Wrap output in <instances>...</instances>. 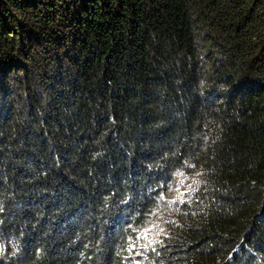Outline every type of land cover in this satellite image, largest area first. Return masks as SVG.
<instances>
[{
	"label": "trees",
	"instance_id": "obj_1",
	"mask_svg": "<svg viewBox=\"0 0 264 264\" xmlns=\"http://www.w3.org/2000/svg\"><path fill=\"white\" fill-rule=\"evenodd\" d=\"M0 264H264V0H0Z\"/></svg>",
	"mask_w": 264,
	"mask_h": 264
},
{
	"label": "rangeland",
	"instance_id": "obj_2",
	"mask_svg": "<svg viewBox=\"0 0 264 264\" xmlns=\"http://www.w3.org/2000/svg\"><path fill=\"white\" fill-rule=\"evenodd\" d=\"M184 180V179H183ZM190 180H191V177L190 178H187L186 180H185V182H183V183H181V186H185V188H186V190H187V187H188V185H189V182H190ZM162 217V216H161ZM162 219V221H163V218H161ZM162 221H161V223H162ZM159 225H160V223H159ZM150 231H152L151 230V227H150ZM147 236H148V234H147Z\"/></svg>",
	"mask_w": 264,
	"mask_h": 264
},
{
	"label": "snow or ice",
	"instance_id": "obj_3",
	"mask_svg": "<svg viewBox=\"0 0 264 264\" xmlns=\"http://www.w3.org/2000/svg\"><path fill=\"white\" fill-rule=\"evenodd\" d=\"M146 235V234H145Z\"/></svg>",
	"mask_w": 264,
	"mask_h": 264
}]
</instances>
